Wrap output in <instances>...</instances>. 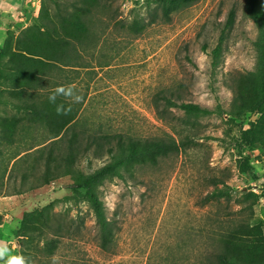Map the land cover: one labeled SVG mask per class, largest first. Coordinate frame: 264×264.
I'll list each match as a JSON object with an SVG mask.
<instances>
[{
	"label": "rangeland",
	"instance_id": "1",
	"mask_svg": "<svg viewBox=\"0 0 264 264\" xmlns=\"http://www.w3.org/2000/svg\"><path fill=\"white\" fill-rule=\"evenodd\" d=\"M27 2L25 16L17 14L22 20L7 31L11 51L22 30L43 23V8L57 26L58 7L66 15L79 14L83 28L73 37L57 28L71 39V50L62 54L70 65H59L52 83L43 81V71L24 78L0 47V102L7 103H0V224L6 219L8 231L0 246L24 256L27 264H53V257L56 264H208L207 254L232 226L247 221L264 232V116L237 95L241 82L256 78L257 28L244 0H194L173 8L169 20L159 0ZM230 8L234 19L219 41ZM32 30L43 47L42 30ZM218 43L213 65L210 52ZM71 84L81 102L60 96L57 104L71 106L68 114L79 130L178 146L154 162L124 164L121 177L92 183L113 232L107 249L100 246L84 189L75 185L80 174L109 160L102 151L106 145L91 146L72 167L43 183V148L58 138H51L58 124L43 116V108L51 106L48 97L56 87ZM251 91L258 96L259 86ZM159 93L219 111L188 116L170 107L159 117L154 108L164 104L155 97ZM59 149H65L61 142L54 144V152ZM96 151L103 153L96 157ZM243 157L251 171L241 170ZM216 189L229 191V197H208ZM43 210L44 216L36 213ZM24 211L34 212L23 228ZM43 236L55 246H47Z\"/></svg>",
	"mask_w": 264,
	"mask_h": 264
},
{
	"label": "trees",
	"instance_id": "2",
	"mask_svg": "<svg viewBox=\"0 0 264 264\" xmlns=\"http://www.w3.org/2000/svg\"><path fill=\"white\" fill-rule=\"evenodd\" d=\"M160 12L165 20L170 19V12L173 8L181 4L191 3L194 0H159ZM56 3V2H55ZM72 6L84 13V7L77 5V2H71ZM44 7V6H43ZM58 7V5H57ZM45 8H43V23L31 28L22 30L19 35L14 39V51H11V41H8L6 37L4 43L1 46V51L7 52L9 57H12L14 67H17V71L24 78H36L41 71H43V81L52 83L54 76L52 74L59 68V65H70V58L63 56L64 52L71 50L69 38L65 36L73 37L77 31L83 28L82 23L79 21V14L67 12V15L63 13L59 7L58 12L55 13L58 19V26L50 18H46L44 14ZM244 9L248 17L253 21L257 28L256 38V51L257 59L255 65L256 78L251 82H241V86L237 88V95L243 101L248 103V107L255 112L261 113L264 116V0H244ZM42 18V16H41ZM234 19V8H230L227 12L226 20L223 27L220 30L219 41L222 40V36L226 28L230 27ZM57 28H60L61 32L65 36L57 34ZM32 29H41L43 32V47L37 43V39ZM219 43L211 50L212 64H215L216 57L219 51ZM202 49L206 51V45L203 44ZM20 65V66H19ZM258 79L259 82L256 80ZM54 82V81H53ZM56 83V82H55ZM259 86L258 96H251V89ZM171 96L165 93L156 94V99L163 100L164 104H155L154 108L159 117H164V112L170 107H177L183 110L188 116L207 115L213 111H219V106L216 110H211L200 106L197 103L190 101H180L172 99ZM178 99V95H175ZM43 116L48 120L58 124L56 133L43 148V183L49 184L54 179L60 176V173H64L68 170V167H72L76 160L82 157L91 146L101 148L104 144L106 147L102 150L109 156V160L88 174H80V178L77 179L75 185L77 188H83V194L86 195L90 202V206L94 212L96 225L99 235V243L101 248L107 249L109 243L112 241V229L110 222L108 221L101 200L92 190V183H101L102 180L108 176H119L122 174L120 168L127 163L134 161L150 160L154 162L160 156H167L178 151V146L173 142L166 140L156 139H136L130 137H123L120 133H105L104 135L99 131L88 132L82 128L79 130L78 125L74 123V115L67 114L62 116L56 112V104L47 105L43 108ZM74 120V121H73ZM253 126V122H250L248 129L244 130L243 134L248 135L250 129ZM70 134L67 140L63 136ZM83 134H88L86 137ZM84 136L82 141L80 136ZM61 142L65 145L64 150H58L54 152V144ZM49 144V145H48ZM48 145V147H47ZM45 152V153H44ZM102 152V153H103ZM101 152L96 151L95 156H101ZM62 168V169H61ZM242 171H251L248 159L243 157L241 166ZM248 194L247 196H249ZM229 197V191L223 189L213 190L208 194V197ZM52 206V204H50ZM34 211H24L20 220L21 227H26V224L30 221ZM36 213L43 214L38 211ZM0 215V223H1ZM43 223H47L46 219H43ZM52 227L54 224H46V226ZM55 229H59L55 226ZM43 240L46 241L47 246H55L52 243V238L43 236ZM219 248L212 249L207 254L208 264H264V232L258 225H251L247 221L240 222L232 229L223 234L219 238Z\"/></svg>",
	"mask_w": 264,
	"mask_h": 264
},
{
	"label": "clouds",
	"instance_id": "3",
	"mask_svg": "<svg viewBox=\"0 0 264 264\" xmlns=\"http://www.w3.org/2000/svg\"><path fill=\"white\" fill-rule=\"evenodd\" d=\"M64 97L72 102L79 103L82 100V96L77 93L76 85L71 84L68 86H58L49 95V102L56 104V112L58 115H67L71 110V106L65 108L63 103L57 104V97ZM7 257V259H5ZM0 260H4V264H27L26 258L22 255H11L6 246H0ZM56 257H53V264H56Z\"/></svg>",
	"mask_w": 264,
	"mask_h": 264
},
{
	"label": "crops",
	"instance_id": "4",
	"mask_svg": "<svg viewBox=\"0 0 264 264\" xmlns=\"http://www.w3.org/2000/svg\"><path fill=\"white\" fill-rule=\"evenodd\" d=\"M27 1L28 0H0V47L6 39L7 31L17 26L18 23H20L19 21L22 20V18L17 19V14L22 13L25 16L22 10L28 6ZM14 14H16V16ZM25 20L26 22L29 21L28 18ZM0 103L7 105V103L4 102ZM1 116L4 115L1 114ZM5 215H7V213ZM5 222L0 224V241H4V239L7 238L8 231L4 230L6 225Z\"/></svg>",
	"mask_w": 264,
	"mask_h": 264
}]
</instances>
